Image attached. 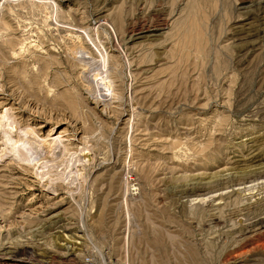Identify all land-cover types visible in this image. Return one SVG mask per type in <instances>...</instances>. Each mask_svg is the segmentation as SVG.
<instances>
[{
	"label": "rangeland",
	"instance_id": "1",
	"mask_svg": "<svg viewBox=\"0 0 264 264\" xmlns=\"http://www.w3.org/2000/svg\"><path fill=\"white\" fill-rule=\"evenodd\" d=\"M0 264H264V0H0Z\"/></svg>",
	"mask_w": 264,
	"mask_h": 264
},
{
	"label": "bare ground",
	"instance_id": "2",
	"mask_svg": "<svg viewBox=\"0 0 264 264\" xmlns=\"http://www.w3.org/2000/svg\"><path fill=\"white\" fill-rule=\"evenodd\" d=\"M103 62H101V63H105V58H103V60H102ZM107 65V64H106ZM104 67V66H103ZM105 68V67H104ZM105 71V70H104ZM100 73V72H99ZM102 73V72H101ZM99 77H101L100 76V74H99ZM97 79V78H96ZM98 80V79H97ZM23 135V134H22ZM23 137V136H22ZM60 139V143H64V141L63 140H61V138H59ZM43 143H45V142H43ZM16 144L22 149V151L21 150H19L18 148L16 149V148H13V150H14V153H16V154H19L20 156H22V158H24L25 159V157H27V156H25V155H27L26 154V152H27V150H25V148H24V146H21L20 145V143H18V140L16 141ZM49 146H47V148H48ZM64 147H66V145L64 146ZM24 148V149H23ZM59 147H54V146H52V149H53V151H56L57 149H58ZM49 149V148H48ZM85 150V149H84ZM83 150V152H84V157H85V159H88L89 158V155L85 152ZM29 152V151H28ZM49 152V150H47V153ZM21 159V158H20ZM42 160V159H41ZM43 163H41L40 164V166L42 165ZM47 168L48 167H44L43 169H41V168H39V170L38 171H44V172H46V170H47ZM69 168V167H68ZM80 171V170H79ZM79 171L76 169L75 171H72V172H74V173H76L75 175H79ZM66 175V174H65ZM75 175L73 176V178H75ZM47 181V180H46Z\"/></svg>",
	"mask_w": 264,
	"mask_h": 264
}]
</instances>
